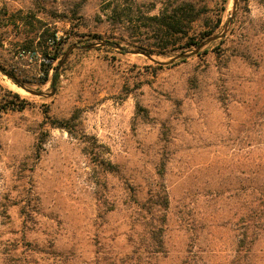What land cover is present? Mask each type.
Returning a JSON list of instances; mask_svg holds the SVG:
<instances>
[{"label":"rangeland","instance_id":"obj_1","mask_svg":"<svg viewBox=\"0 0 264 264\" xmlns=\"http://www.w3.org/2000/svg\"><path fill=\"white\" fill-rule=\"evenodd\" d=\"M76 1L0 0V66L44 94H23L0 72V100L15 94L26 105L0 114V264H230L247 190L264 182V0H239L223 39L168 65L157 62L181 53L151 61L99 44L115 37L135 50L146 42L132 28L139 12L156 14L159 2L87 0L74 16ZM193 1L213 12L223 2ZM226 1L214 35L231 15ZM108 2L125 22H107ZM53 32L64 53L95 47L72 50L55 73L64 53L52 63L38 40ZM45 111L73 118L112 169L94 165ZM161 161L169 206L164 253L151 256L136 201L159 188ZM248 264H264V234Z\"/></svg>","mask_w":264,"mask_h":264},{"label":"trees","instance_id":"obj_2","mask_svg":"<svg viewBox=\"0 0 264 264\" xmlns=\"http://www.w3.org/2000/svg\"><path fill=\"white\" fill-rule=\"evenodd\" d=\"M87 0H78L72 10V15H76L84 6ZM222 7L219 11L213 12L206 5H200L193 0H156L160 8L158 13L144 15L139 12L138 22L142 25H135L134 30L142 32L144 43L134 46L135 50L147 55L158 54L166 56L168 53H185L192 48H196L200 43L212 37L222 26V15L225 12L226 0H222ZM135 5L137 1H135ZM155 2L151 3V7ZM107 22L116 26L124 20L123 14L119 7L108 2L106 5ZM123 20V21H122ZM125 22V21H124ZM128 22V21H126ZM132 22H130L131 24ZM55 32L50 35L43 33L38 37L42 41L39 48L43 56L56 62L63 55L62 43L55 36ZM102 41L100 35L94 37ZM104 41L106 44L120 45V40L112 39ZM113 40V41H112ZM50 48V51H49ZM85 52V50H83ZM182 62H185L182 60ZM52 63L46 66L42 65L44 79L40 84H44L50 70H54ZM162 68L163 65L156 66ZM14 76L12 71H7ZM9 94V93H8ZM26 107L25 103L20 100L18 95L12 94L9 98L2 97L0 100V114L8 111H20ZM46 118L52 128L66 131L69 135L75 136L84 146L82 151L96 166H102L105 171L109 172L112 166L103 161L97 151L93 149V144L89 143V138L80 133L75 134L74 119L67 120L49 119L45 111ZM156 175L160 179V186L156 191H148L147 198L143 201L137 200V212L141 222L144 223V235L141 237V246L148 255H158L164 253L163 234L165 230L166 216L165 213L169 206V199L163 186L164 161L156 166ZM252 178L256 179L257 177ZM264 180V178H263ZM262 180V181H263ZM264 183V182H263ZM258 185L248 188L247 201H245L243 215L239 219V239L236 243V253L230 264H248L250 262L252 250L264 234V185ZM261 184V183H260ZM139 248V247H138Z\"/></svg>","mask_w":264,"mask_h":264},{"label":"water","instance_id":"obj_3","mask_svg":"<svg viewBox=\"0 0 264 264\" xmlns=\"http://www.w3.org/2000/svg\"><path fill=\"white\" fill-rule=\"evenodd\" d=\"M238 1L239 0H233V4H232V11H231V15L229 17V19L227 20V23L226 25L224 26L222 32L219 34V35H214L210 38H208L207 40L203 41L202 43H200L192 52L190 53H183V54H180V55H177L176 57L170 59L168 62L166 63H161V62H157L158 64H163V65H168V64H172L174 61L178 60V59H183V58H187L191 55H195L197 54L205 45L209 44V43H212V42H215L217 40H221L225 37L226 33H227V30L229 28V26L231 25L234 17H235V14H236V11H237V6H238ZM100 46H105L107 45L105 42H101L99 43ZM95 47V45H89V46H83V47H78L77 45H73L71 46L70 48L67 49V51L64 53L63 57L61 58V60L59 61L58 65L56 66L55 68V73L59 70L60 66L63 64V62L65 61V59L67 58L68 54L74 50V49H78V48H83V49H90V48H93ZM117 50L119 51H122V52H125V53H129V54H140V55H143L145 56L147 59L153 61L152 57L150 55H147L143 52H140L138 50H132V51H128L127 49L123 48L122 46L120 45H116L114 46ZM0 72L1 73H4L7 77H9L16 85H18L21 89L25 90L26 92L30 93L31 95H34V96H44L43 93L41 92H36V91H32L28 88L25 87L24 84L20 83L14 76L10 75L9 73H6V71L0 66ZM51 85L54 86V79H52L51 81ZM54 91V89H53ZM47 96H50L47 95Z\"/></svg>","mask_w":264,"mask_h":264},{"label":"bare ground","instance_id":"obj_4","mask_svg":"<svg viewBox=\"0 0 264 264\" xmlns=\"http://www.w3.org/2000/svg\"><path fill=\"white\" fill-rule=\"evenodd\" d=\"M13 87H15V89H17L19 92L23 93V94H26V92L20 88H17L16 86L12 85Z\"/></svg>","mask_w":264,"mask_h":264}]
</instances>
